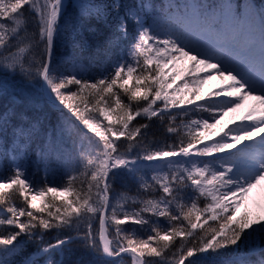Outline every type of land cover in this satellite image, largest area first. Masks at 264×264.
Returning <instances> with one entry per match:
<instances>
[{
	"label": "snow or ice",
	"instance_id": "1",
	"mask_svg": "<svg viewBox=\"0 0 264 264\" xmlns=\"http://www.w3.org/2000/svg\"><path fill=\"white\" fill-rule=\"evenodd\" d=\"M78 7L64 19L65 0H0V71L40 85L36 100L61 114L80 165L49 180L30 153L46 159L56 132L36 147L40 117L0 114V264H65L76 240L100 257L79 264H217L226 250L223 264H264V216L241 212L264 182V6L246 16L230 0ZM69 34L95 49V79L56 56ZM0 97L16 98L4 84ZM241 109L240 123L212 131ZM156 123L171 143L150 139ZM125 182L138 195L117 192Z\"/></svg>",
	"mask_w": 264,
	"mask_h": 264
},
{
	"label": "trees",
	"instance_id": "2",
	"mask_svg": "<svg viewBox=\"0 0 264 264\" xmlns=\"http://www.w3.org/2000/svg\"><path fill=\"white\" fill-rule=\"evenodd\" d=\"M87 0H69L66 11V15L64 19H69L71 17H75L79 11L78 5L81 3H86ZM97 3H111V0H96ZM124 2H133V0H124ZM151 2L157 6L168 3V0H151ZM172 2L184 3V0H172ZM210 3H218L220 0H209ZM230 2L237 8V10L243 15L248 14L249 6L254 5L256 8L264 6V0H230ZM30 21V29H34L35 22ZM257 27L259 25V20L256 21ZM103 27L102 23L100 24ZM56 56L61 60H65L67 58H72L78 60L85 69H87V74L92 79H95L99 73L103 70L98 65H93L90 63L92 58L95 55V49L93 48H85L80 49L78 47H74L73 43L70 39V34L68 39L61 41L57 44ZM26 57L30 55V53L24 54ZM103 59V56L100 57ZM105 67H108L105 65ZM135 81L130 82L129 87L131 88ZM0 84H4L6 87L10 89V91L15 93V100L11 99V97H0V114H3L8 109H14L15 112L20 113L23 112L29 116V118L40 117L42 120V127L39 130L37 136V144L36 147H39L41 142H46L49 135L54 131L56 132V140L52 147L48 150L46 159L40 160L34 153H30V164L33 168L39 167L40 174H43L45 167L48 170L49 176L48 179H55L57 181L60 180L61 174L68 170L69 168H77L79 167L78 159L73 152L72 141L68 139L67 135L61 137L59 132L57 131L58 125L61 122V114L51 107L48 104L43 102H37L36 93L40 87V85L36 81H26L20 74L16 73H7L0 71ZM212 87L209 85L206 88V91H211ZM203 103V102H199ZM245 110L241 109L237 113H229L228 116L224 117L222 123L213 131L220 132L223 134V131H227L228 127H233V121L236 123H240V117L244 114ZM15 122V121H14ZM211 122V121H210ZM153 137L150 139H155L156 141L162 143L167 141L171 143V139L167 136L165 131V126L159 123H156L153 128ZM218 138V137H217ZM8 143H11V139L9 138ZM72 155L71 160H69V155ZM117 192H127L130 196L138 195L135 187L131 184L125 182V186L121 187L117 185ZM141 197L143 193L140 194ZM71 198V197H69ZM46 199H51V194H49ZM17 206H20L23 202L20 199H16L14 201ZM6 205H0V208L5 207ZM245 210L249 211L253 216H264V193L261 197L260 204L258 207L252 206L251 209L246 207L242 209L241 212ZM211 224L212 222L209 221ZM2 230V229H0ZM95 230V225H94ZM60 236V233L53 230L50 233L45 234L44 241L45 243L54 242L57 237ZM143 238H146V234H144ZM36 244L29 243L27 247L28 252H32L35 250ZM257 248H264V243H259L256 245ZM71 251L64 258L65 264H79L80 261H93L98 262L100 257L98 255L90 254L84 247L83 242L80 240H76L70 245ZM248 250H245L247 252ZM233 256L231 250L222 251L218 255L215 256V261L217 264H223L230 260ZM19 259V258H17ZM59 259V257H57ZM124 264H130L128 259H125Z\"/></svg>",
	"mask_w": 264,
	"mask_h": 264
},
{
	"label": "rangeland",
	"instance_id": "3",
	"mask_svg": "<svg viewBox=\"0 0 264 264\" xmlns=\"http://www.w3.org/2000/svg\"><path fill=\"white\" fill-rule=\"evenodd\" d=\"M257 102L249 100L247 102L246 108H251L253 105H255ZM213 131V130H212ZM264 193V182H261L259 185H257L256 188L253 189V191L249 195V200L246 207H249L251 209L252 206L258 207L261 201V197ZM246 207H242V209H245Z\"/></svg>",
	"mask_w": 264,
	"mask_h": 264
},
{
	"label": "water",
	"instance_id": "4",
	"mask_svg": "<svg viewBox=\"0 0 264 264\" xmlns=\"http://www.w3.org/2000/svg\"><path fill=\"white\" fill-rule=\"evenodd\" d=\"M67 5H68V1L65 0V6H66V8H67ZM66 8H65V10H66Z\"/></svg>",
	"mask_w": 264,
	"mask_h": 264
}]
</instances>
